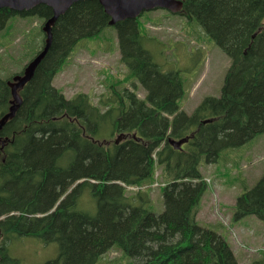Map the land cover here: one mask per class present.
I'll use <instances>...</instances> for the list:
<instances>
[{
	"label": "trees",
	"instance_id": "trees-1",
	"mask_svg": "<svg viewBox=\"0 0 264 264\" xmlns=\"http://www.w3.org/2000/svg\"><path fill=\"white\" fill-rule=\"evenodd\" d=\"M180 1L176 15L195 20L230 59L220 95L206 96L189 115L179 106V72L154 61L160 51L149 20L142 22L150 12L113 26L120 61L144 99L121 81L96 104L53 85L77 43L109 27L97 0L74 3L51 26V44L17 89V106L8 82L22 72L0 78V264H20L7 243L24 237L57 244V256L43 264H96L113 248L133 264H239L223 236L196 221L207 187L200 164L264 133V0ZM17 16L46 21L52 11L0 8V31ZM44 45L45 37L30 41V60ZM185 138L178 149L169 142ZM155 183L161 213L149 210ZM246 215L264 223V176L236 199L233 218ZM261 251L250 264H264Z\"/></svg>",
	"mask_w": 264,
	"mask_h": 264
},
{
	"label": "rangeland",
	"instance_id": "rangeland-1",
	"mask_svg": "<svg viewBox=\"0 0 264 264\" xmlns=\"http://www.w3.org/2000/svg\"><path fill=\"white\" fill-rule=\"evenodd\" d=\"M43 22L34 16L8 20L0 31V78L8 79L24 70L30 60V41L40 44L45 37ZM142 22H146L147 34L160 51L154 61L164 72H179L183 88L180 110L189 115L206 96L220 95L230 59L195 20L158 9ZM145 48L155 50L149 42ZM116 81H121L118 87L135 90L144 99L145 91L128 77L120 61L116 30L109 26L96 38L77 43L66 65L54 77L53 85L67 98L78 92L87 93L96 104L99 97L110 95V86ZM200 172L209 182L196 221L221 234L239 264H250L260 258L264 250V223L253 215L237 220L233 215L236 199L264 176V133L237 148L221 150L216 162L200 164ZM156 175L160 182L159 170ZM150 190L149 210L161 213L164 209L161 186L153 185ZM7 251L20 264H43L57 256L58 246L33 237L13 238L7 243ZM96 264H133V259L113 248Z\"/></svg>",
	"mask_w": 264,
	"mask_h": 264
},
{
	"label": "water",
	"instance_id": "water-1",
	"mask_svg": "<svg viewBox=\"0 0 264 264\" xmlns=\"http://www.w3.org/2000/svg\"><path fill=\"white\" fill-rule=\"evenodd\" d=\"M85 0H0V8H8L15 12L30 11L39 5L47 6L52 11V16L45 21L42 28L45 34V45L43 48L30 60L22 71V75L13 77L12 82H8L11 87L13 101L17 106L21 103V98L18 97L17 89L22 88L32 77L33 72L41 59L44 57L51 44V26L56 22L59 16L63 15L68 8L76 2ZM103 7L104 12L109 16V26H115L116 23L132 19L135 20L144 12L161 9L171 14L179 13L183 8V3L180 0H97ZM14 110L10 109V113L1 119V123L5 119L13 115ZM124 135L117 136L115 142L118 143ZM188 139L178 141L170 140L169 142L176 148H180Z\"/></svg>",
	"mask_w": 264,
	"mask_h": 264
},
{
	"label": "bare ground",
	"instance_id": "bare-ground-1",
	"mask_svg": "<svg viewBox=\"0 0 264 264\" xmlns=\"http://www.w3.org/2000/svg\"><path fill=\"white\" fill-rule=\"evenodd\" d=\"M91 98V97H90Z\"/></svg>",
	"mask_w": 264,
	"mask_h": 264
}]
</instances>
